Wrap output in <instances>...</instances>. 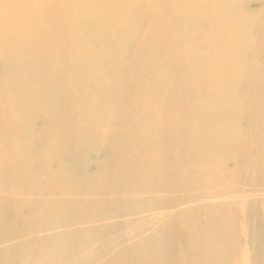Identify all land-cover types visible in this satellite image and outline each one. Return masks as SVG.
I'll use <instances>...</instances> for the list:
<instances>
[{
	"label": "bare ground",
	"instance_id": "obj_1",
	"mask_svg": "<svg viewBox=\"0 0 264 264\" xmlns=\"http://www.w3.org/2000/svg\"><path fill=\"white\" fill-rule=\"evenodd\" d=\"M0 264H264V0H0Z\"/></svg>",
	"mask_w": 264,
	"mask_h": 264
}]
</instances>
